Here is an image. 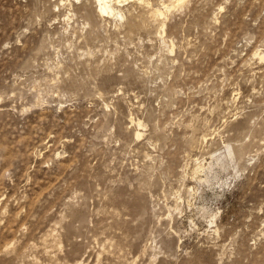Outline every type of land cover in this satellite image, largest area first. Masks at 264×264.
Returning <instances> with one entry per match:
<instances>
[{
  "label": "rangeland",
  "instance_id": "1",
  "mask_svg": "<svg viewBox=\"0 0 264 264\" xmlns=\"http://www.w3.org/2000/svg\"><path fill=\"white\" fill-rule=\"evenodd\" d=\"M0 0V264H264V0Z\"/></svg>",
  "mask_w": 264,
  "mask_h": 264
},
{
  "label": "bare ground",
  "instance_id": "2",
  "mask_svg": "<svg viewBox=\"0 0 264 264\" xmlns=\"http://www.w3.org/2000/svg\"><path fill=\"white\" fill-rule=\"evenodd\" d=\"M97 3L98 13L101 15H108V16H118L119 18H123V15L120 11H115L111 6V3L114 1L118 6L122 2H126L128 0H94ZM183 1V0H182Z\"/></svg>",
  "mask_w": 264,
  "mask_h": 264
}]
</instances>
